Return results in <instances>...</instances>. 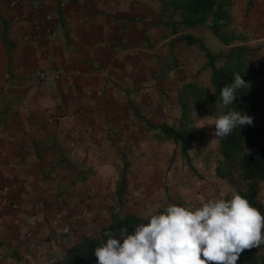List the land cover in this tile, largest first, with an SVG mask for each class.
I'll return each mask as SVG.
<instances>
[{"label": "crops", "instance_id": "crops-1", "mask_svg": "<svg viewBox=\"0 0 264 264\" xmlns=\"http://www.w3.org/2000/svg\"><path fill=\"white\" fill-rule=\"evenodd\" d=\"M231 1L239 38L224 44L160 0H0V264H45L111 212L206 200L179 145L142 117L171 124L184 82L211 89L205 52L186 34L213 53L246 44L264 63V0ZM33 69L64 75L45 82Z\"/></svg>", "mask_w": 264, "mask_h": 264}, {"label": "trees", "instance_id": "trees-1", "mask_svg": "<svg viewBox=\"0 0 264 264\" xmlns=\"http://www.w3.org/2000/svg\"><path fill=\"white\" fill-rule=\"evenodd\" d=\"M160 1L163 10L171 11L172 15L178 13L177 23L183 27L204 26L224 44H232L239 38L229 28L232 21L231 0ZM184 38L187 44L198 43L204 50L206 67L211 71V89L194 81L184 82L179 89L177 101L181 117L191 119V110L194 107L201 115L213 117L215 120L217 116L227 111L221 103L222 87L231 84L237 73L242 75L246 82V85L237 92V101L229 107L251 116L252 123L238 126L225 138L217 137L218 158L214 172L217 177L233 187L227 191L225 195L227 199H231L233 193H239L264 215V202L259 197L260 183L264 181V80H257L255 85L251 83L252 79L264 71V63L254 57L252 49L246 44H233L226 53L221 54L211 52L200 38H193L189 34L184 35ZM219 57H223L224 60L217 66L215 63ZM142 120L148 128L155 131V138L178 144L180 154L185 160L198 158L202 154V143L198 139V134L191 128L166 122L150 123L145 117H142ZM191 149H194L192 154ZM124 177L123 173L118 180V192L123 188ZM164 209L159 208L147 216L111 212L109 221L100 226L96 234L84 235L70 244L62 255L45 264H97L94 249L106 242V232L110 231L113 236H118L122 228H127L129 233H133L137 224L148 223L151 215L158 214ZM237 264H264V244L258 248L245 249Z\"/></svg>", "mask_w": 264, "mask_h": 264}, {"label": "clouds", "instance_id": "clouds-1", "mask_svg": "<svg viewBox=\"0 0 264 264\" xmlns=\"http://www.w3.org/2000/svg\"><path fill=\"white\" fill-rule=\"evenodd\" d=\"M245 85L237 73L222 87L227 111L215 119V137L252 123L251 116L229 107ZM134 229L122 228L118 236L106 232V242L94 249L97 264H237L245 249L264 244V215L239 193L227 199L221 192L195 208L169 204Z\"/></svg>", "mask_w": 264, "mask_h": 264}, {"label": "rangeland", "instance_id": "rangeland-1", "mask_svg": "<svg viewBox=\"0 0 264 264\" xmlns=\"http://www.w3.org/2000/svg\"><path fill=\"white\" fill-rule=\"evenodd\" d=\"M204 26H198V28H203ZM201 48V47H200ZM202 49V48H201ZM212 52V51H211ZM223 54V53H222ZM224 58L219 57L216 60V65L220 66L223 63ZM210 69V68H209ZM256 79H252V85L256 84ZM211 85H209L210 87ZM193 107V106H192ZM215 120L213 117L203 116L200 112L193 107L191 110V119L181 117L180 110L177 112L173 124L177 126H184L191 128L198 134V139L202 143V154L198 158H191V160H185L182 157V165L186 166L189 173L195 177V179L205 180L204 185L198 190H202L207 187V191L204 193L206 199L215 198L221 192L226 193L227 191L233 189L226 181L220 179L216 176L214 172V167L218 158L217 149V137L213 135ZM191 154L194 153V149H191ZM124 186V184H123ZM180 205L195 208L200 206L202 200L200 198L196 200H179L176 201ZM196 204V206H195Z\"/></svg>", "mask_w": 264, "mask_h": 264}, {"label": "built area", "instance_id": "built-area-1", "mask_svg": "<svg viewBox=\"0 0 264 264\" xmlns=\"http://www.w3.org/2000/svg\"><path fill=\"white\" fill-rule=\"evenodd\" d=\"M40 5L39 3L34 4L35 8H38ZM48 31V30H47ZM32 73L39 79L45 82H52L54 83L56 80L60 79L64 72L62 69H57L53 73H48L47 71L43 69H33ZM17 206V205H15Z\"/></svg>", "mask_w": 264, "mask_h": 264}]
</instances>
